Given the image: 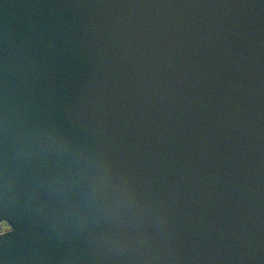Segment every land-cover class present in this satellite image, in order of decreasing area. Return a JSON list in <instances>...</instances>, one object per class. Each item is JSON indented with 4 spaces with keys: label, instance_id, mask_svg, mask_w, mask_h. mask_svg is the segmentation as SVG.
Wrapping results in <instances>:
<instances>
[{
    "label": "water",
    "instance_id": "obj_1",
    "mask_svg": "<svg viewBox=\"0 0 264 264\" xmlns=\"http://www.w3.org/2000/svg\"><path fill=\"white\" fill-rule=\"evenodd\" d=\"M0 264H264V0H0Z\"/></svg>",
    "mask_w": 264,
    "mask_h": 264
},
{
    "label": "built area",
    "instance_id": "obj_2",
    "mask_svg": "<svg viewBox=\"0 0 264 264\" xmlns=\"http://www.w3.org/2000/svg\"><path fill=\"white\" fill-rule=\"evenodd\" d=\"M5 223H7L6 221H0V232L5 231Z\"/></svg>",
    "mask_w": 264,
    "mask_h": 264
},
{
    "label": "rangeland",
    "instance_id": "obj_3",
    "mask_svg": "<svg viewBox=\"0 0 264 264\" xmlns=\"http://www.w3.org/2000/svg\"><path fill=\"white\" fill-rule=\"evenodd\" d=\"M9 228V224L5 223V230H7Z\"/></svg>",
    "mask_w": 264,
    "mask_h": 264
}]
</instances>
